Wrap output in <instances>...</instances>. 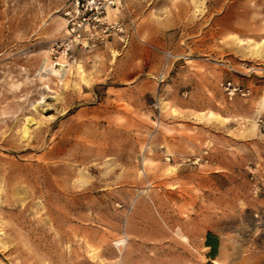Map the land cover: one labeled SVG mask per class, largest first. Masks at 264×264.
<instances>
[{
	"label": "rangeland",
	"instance_id": "rangeland-1",
	"mask_svg": "<svg viewBox=\"0 0 264 264\" xmlns=\"http://www.w3.org/2000/svg\"><path fill=\"white\" fill-rule=\"evenodd\" d=\"M81 1L0 0V264H264V0Z\"/></svg>",
	"mask_w": 264,
	"mask_h": 264
},
{
	"label": "built area",
	"instance_id": "built-area-1",
	"mask_svg": "<svg viewBox=\"0 0 264 264\" xmlns=\"http://www.w3.org/2000/svg\"><path fill=\"white\" fill-rule=\"evenodd\" d=\"M115 1L116 0H82L80 2L81 17L75 20H69L67 36L62 44L65 54L70 49L71 43L81 37L84 26H88L91 21L94 23L100 22V16L104 13L106 8L112 6ZM94 23H92V27ZM224 89L227 91L229 97L238 91L242 92L240 88L234 85L230 80L224 82Z\"/></svg>",
	"mask_w": 264,
	"mask_h": 264
},
{
	"label": "bare ground",
	"instance_id": "bare-ground-1",
	"mask_svg": "<svg viewBox=\"0 0 264 264\" xmlns=\"http://www.w3.org/2000/svg\"><path fill=\"white\" fill-rule=\"evenodd\" d=\"M47 62L48 59L46 57H43V60L38 69L39 74H43V75L52 74L56 76L59 80H62L66 72L69 70V64L67 63L48 64ZM23 128H24L23 132L24 134H26L28 132L27 127H23Z\"/></svg>",
	"mask_w": 264,
	"mask_h": 264
},
{
	"label": "trees",
	"instance_id": "trees-1",
	"mask_svg": "<svg viewBox=\"0 0 264 264\" xmlns=\"http://www.w3.org/2000/svg\"><path fill=\"white\" fill-rule=\"evenodd\" d=\"M206 245L210 246L211 247V254L212 255L215 251H216V243L214 241H211L210 240V235L207 234V239H206Z\"/></svg>",
	"mask_w": 264,
	"mask_h": 264
}]
</instances>
